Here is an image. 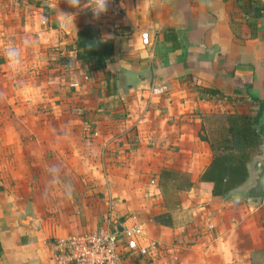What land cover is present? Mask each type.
Instances as JSON below:
<instances>
[{
    "label": "crops",
    "instance_id": "1",
    "mask_svg": "<svg viewBox=\"0 0 264 264\" xmlns=\"http://www.w3.org/2000/svg\"><path fill=\"white\" fill-rule=\"evenodd\" d=\"M118 1L111 15L85 0H0V264H53L48 239L104 218L157 245L123 264H264V195L238 197L264 147V0ZM84 26L112 41L106 67L74 60ZM233 113L255 119L261 144L245 182L215 196L200 175ZM163 169L190 187L161 190Z\"/></svg>",
    "mask_w": 264,
    "mask_h": 264
},
{
    "label": "trees",
    "instance_id": "2",
    "mask_svg": "<svg viewBox=\"0 0 264 264\" xmlns=\"http://www.w3.org/2000/svg\"><path fill=\"white\" fill-rule=\"evenodd\" d=\"M74 50V60L82 66L92 65L94 70L106 67L112 59V41L101 38L96 30L88 26L76 33ZM214 142L216 146L213 143L211 146L217 152L203 170L200 180L212 184L213 195L222 196L245 182L247 164L258 154L261 144L260 131L254 118L233 113L226 117V125L215 130ZM190 185L188 173L172 169L160 172L159 187L163 191L187 190ZM173 201L177 203V200ZM154 220L162 225L170 224L167 213L154 216Z\"/></svg>",
    "mask_w": 264,
    "mask_h": 264
},
{
    "label": "built area",
    "instance_id": "3",
    "mask_svg": "<svg viewBox=\"0 0 264 264\" xmlns=\"http://www.w3.org/2000/svg\"><path fill=\"white\" fill-rule=\"evenodd\" d=\"M87 5L97 11L98 0H85ZM103 14L118 15L120 7L118 0H111ZM141 43H149L146 32L140 34ZM165 87H153L152 94L164 93ZM135 219L134 216L131 217ZM115 225L104 218L96 229L68 235L65 238H51L45 243L49 246L53 264H123L125 255L146 256L151 250H156V243L141 245L139 238L142 229L138 224L124 228L122 232L115 230Z\"/></svg>",
    "mask_w": 264,
    "mask_h": 264
},
{
    "label": "water",
    "instance_id": "4",
    "mask_svg": "<svg viewBox=\"0 0 264 264\" xmlns=\"http://www.w3.org/2000/svg\"><path fill=\"white\" fill-rule=\"evenodd\" d=\"M150 77L149 72H141L137 76L139 80L144 82L148 81ZM262 138L264 140L263 136ZM250 167L254 171L253 178L249 184L240 189L238 197L249 201H259L264 195V147L262 149V157L253 159L250 162ZM30 219L31 216L27 214L23 217L22 223L26 224ZM114 227L119 232L116 228L117 226L115 225Z\"/></svg>",
    "mask_w": 264,
    "mask_h": 264
},
{
    "label": "clouds",
    "instance_id": "5",
    "mask_svg": "<svg viewBox=\"0 0 264 264\" xmlns=\"http://www.w3.org/2000/svg\"><path fill=\"white\" fill-rule=\"evenodd\" d=\"M70 4H75L76 6L80 3V0H69ZM99 9L97 11H92L94 14H99L107 10L108 5L111 3V0H98ZM5 55L9 61L18 60V50L12 46L6 49Z\"/></svg>",
    "mask_w": 264,
    "mask_h": 264
},
{
    "label": "rangeland",
    "instance_id": "6",
    "mask_svg": "<svg viewBox=\"0 0 264 264\" xmlns=\"http://www.w3.org/2000/svg\"><path fill=\"white\" fill-rule=\"evenodd\" d=\"M168 193H171V191H167Z\"/></svg>",
    "mask_w": 264,
    "mask_h": 264
}]
</instances>
